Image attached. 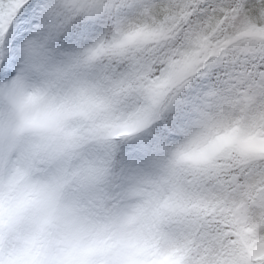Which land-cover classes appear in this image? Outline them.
Here are the masks:
<instances>
[{"label":"snow or ice","instance_id":"1","mask_svg":"<svg viewBox=\"0 0 264 264\" xmlns=\"http://www.w3.org/2000/svg\"><path fill=\"white\" fill-rule=\"evenodd\" d=\"M0 264H264V0H0Z\"/></svg>","mask_w":264,"mask_h":264}]
</instances>
